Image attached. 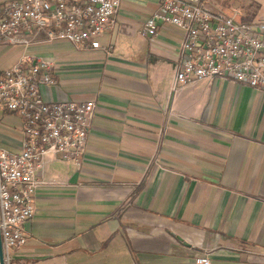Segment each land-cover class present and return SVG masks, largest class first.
<instances>
[{
    "label": "crops",
    "instance_id": "0c3cea01",
    "mask_svg": "<svg viewBox=\"0 0 264 264\" xmlns=\"http://www.w3.org/2000/svg\"><path fill=\"white\" fill-rule=\"evenodd\" d=\"M15 0H0V5ZM98 50L0 44V73L25 56L53 66L48 103L96 104L81 168L47 156L27 243L6 264H264V92L202 81L173 93L183 32L141 35L160 0H120ZM252 23L264 0H207ZM162 134V137L160 136ZM23 121L0 111V148L19 153Z\"/></svg>",
    "mask_w": 264,
    "mask_h": 264
},
{
    "label": "built area",
    "instance_id": "2783aa9c",
    "mask_svg": "<svg viewBox=\"0 0 264 264\" xmlns=\"http://www.w3.org/2000/svg\"><path fill=\"white\" fill-rule=\"evenodd\" d=\"M120 0H15L0 5V44L28 45L42 32L48 42L98 50L99 37L117 25ZM163 26L183 32L172 91L202 81H230L264 92V19L243 23L214 13L207 0H160L141 35L155 38ZM53 66L23 57L0 73V111L23 121L19 153L0 148V225L6 259L27 243L25 224L34 216L36 194L64 183L41 176L45 158L61 156L81 168L96 104L48 103L42 87L56 85ZM161 133V137H162ZM197 264H211L209 257Z\"/></svg>",
    "mask_w": 264,
    "mask_h": 264
},
{
    "label": "water",
    "instance_id": "95a60500",
    "mask_svg": "<svg viewBox=\"0 0 264 264\" xmlns=\"http://www.w3.org/2000/svg\"><path fill=\"white\" fill-rule=\"evenodd\" d=\"M0 264H6V257L3 250V242L1 236V225H0Z\"/></svg>",
    "mask_w": 264,
    "mask_h": 264
}]
</instances>
